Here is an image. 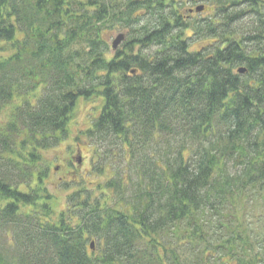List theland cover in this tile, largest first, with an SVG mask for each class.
Segmentation results:
<instances>
[{
  "label": "trees",
  "instance_id": "1",
  "mask_svg": "<svg viewBox=\"0 0 264 264\" xmlns=\"http://www.w3.org/2000/svg\"><path fill=\"white\" fill-rule=\"evenodd\" d=\"M202 1L210 18L175 0H0V264H264V217L237 214L264 206V11ZM94 97L76 139L106 176L57 213L42 152Z\"/></svg>",
  "mask_w": 264,
  "mask_h": 264
},
{
  "label": "rangeland",
  "instance_id": "2",
  "mask_svg": "<svg viewBox=\"0 0 264 264\" xmlns=\"http://www.w3.org/2000/svg\"><path fill=\"white\" fill-rule=\"evenodd\" d=\"M182 4V9L185 14H189V10H192L194 19H207L213 12V6L211 3L207 4L202 0H175ZM260 7L264 11V0H261ZM200 5L204 6V11L196 13L194 10ZM248 19L246 18L241 26L246 24ZM240 26V27H241ZM119 34L114 32L110 37V44L113 38ZM209 42L202 40L198 42L194 47H199L201 44ZM101 100L98 97H94L90 100L79 99L75 104V108L71 115V119L68 123L69 136L63 140L61 144L54 147L51 150L42 152V162L48 166L47 175L45 178V187L49 194L52 195V205L54 210L58 213L66 208L67 195L75 190L77 185L83 188H94L96 184L102 183L105 176H96L91 171V157L92 150L85 138H80V142L76 139V135L80 131H84L90 126V123L97 116L100 107ZM45 163V164H44ZM237 211L239 213V219L243 218L248 222L250 228L256 229L261 220H256L260 217H264V206L257 205L251 207H240Z\"/></svg>",
  "mask_w": 264,
  "mask_h": 264
},
{
  "label": "water",
  "instance_id": "3",
  "mask_svg": "<svg viewBox=\"0 0 264 264\" xmlns=\"http://www.w3.org/2000/svg\"><path fill=\"white\" fill-rule=\"evenodd\" d=\"M203 10V6H199V8H196V12H200V11H202ZM124 41V36L122 35V34H119V35H117V36H115L114 38H113V41H112V43H111V48H112V50L113 49H116L119 45H120V43H122ZM92 243L90 244V247H91V249H93V247H92Z\"/></svg>",
  "mask_w": 264,
  "mask_h": 264
},
{
  "label": "flooded vegetation",
  "instance_id": "4",
  "mask_svg": "<svg viewBox=\"0 0 264 264\" xmlns=\"http://www.w3.org/2000/svg\"><path fill=\"white\" fill-rule=\"evenodd\" d=\"M203 11H204V6H203V10H202L201 12H203ZM194 12H195V11H194ZM189 14L193 15L191 9L189 10Z\"/></svg>",
  "mask_w": 264,
  "mask_h": 264
}]
</instances>
